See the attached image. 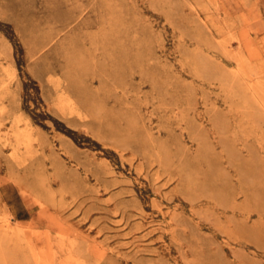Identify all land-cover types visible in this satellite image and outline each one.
Instances as JSON below:
<instances>
[{
	"label": "rangeland",
	"instance_id": "374dc122",
	"mask_svg": "<svg viewBox=\"0 0 264 264\" xmlns=\"http://www.w3.org/2000/svg\"><path fill=\"white\" fill-rule=\"evenodd\" d=\"M0 264H264V0H0Z\"/></svg>",
	"mask_w": 264,
	"mask_h": 264
},
{
	"label": "bare ground",
	"instance_id": "6f19581e",
	"mask_svg": "<svg viewBox=\"0 0 264 264\" xmlns=\"http://www.w3.org/2000/svg\"><path fill=\"white\" fill-rule=\"evenodd\" d=\"M188 176V175H187ZM199 182V181H198ZM193 201V200H192ZM93 213V212H92ZM220 216V215H219Z\"/></svg>",
	"mask_w": 264,
	"mask_h": 264
}]
</instances>
